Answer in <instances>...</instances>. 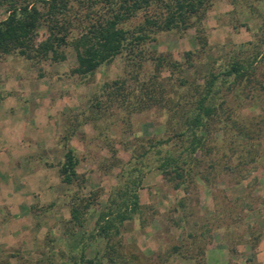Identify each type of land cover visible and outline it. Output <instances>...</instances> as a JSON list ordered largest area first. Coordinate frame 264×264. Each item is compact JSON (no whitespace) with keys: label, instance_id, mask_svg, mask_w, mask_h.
<instances>
[{"label":"rangeland","instance_id":"374dc122","mask_svg":"<svg viewBox=\"0 0 264 264\" xmlns=\"http://www.w3.org/2000/svg\"><path fill=\"white\" fill-rule=\"evenodd\" d=\"M10 1L24 0H0V18ZM26 1L43 12L41 0ZM68 4L58 55L37 52L42 19L36 54L0 53V125L12 150L0 165V264H109L108 252L125 264H264V0H208L185 29L151 31L84 74L72 70V39L104 3ZM143 14L120 25L131 31ZM234 60L240 77L223 74ZM212 74L215 113L187 158L186 116ZM66 145L77 157L70 183L58 172ZM179 151L190 166L181 183L156 167ZM123 193L136 209L106 239L95 220Z\"/></svg>","mask_w":264,"mask_h":264},{"label":"trees","instance_id":"16d2710c","mask_svg":"<svg viewBox=\"0 0 264 264\" xmlns=\"http://www.w3.org/2000/svg\"><path fill=\"white\" fill-rule=\"evenodd\" d=\"M44 7L41 13L34 3L26 0L21 2L10 1L6 7V14L0 18V53L17 51L26 57L33 54V39L35 29L42 19L46 29L45 37L40 49V55L48 52L56 56V47L66 42L65 29L70 25V20L66 19V11L70 0H41ZM86 5L95 3L96 0H85ZM208 0H103L104 9L99 12L86 26L80 29L78 35L72 39V46L75 51L76 64L72 70L76 73L84 74L93 71L100 63L110 60L114 55L123 50L132 51V47L147 38L151 31L169 30L172 28L185 29L195 20L199 19L203 13ZM157 5V11H149L151 6ZM143 10V21L131 31L123 28L120 23L129 18L136 11ZM64 30V31H63ZM261 54H264V50ZM244 65L234 60L223 71V74L234 73L240 77ZM212 74L207 80L203 93L195 99L188 115L186 116V129L188 140L182 150L187 158L193 157L194 152L202 145L204 135L200 132L204 129L207 119L215 113V105L211 102V84L216 79ZM116 87L120 88L122 81L113 80ZM165 141V140H162ZM156 141L155 143H158ZM179 152L162 156L156 167L163 175L177 177L181 183L182 174L189 171V167L182 168L180 162L186 163L185 158L179 160ZM77 157L73 147L66 145L63 158L58 166L60 179L70 183L77 177L75 165ZM172 172V174H171ZM182 179V180H181ZM120 203L114 210H101L95 220L96 232L106 239L112 233H116L118 224L126 218H130L136 209L137 198L132 194L123 193ZM82 208L87 203L81 204ZM82 208L79 204L72 203L69 209V219L80 222ZM108 248L114 251V245L107 243ZM107 259L109 264H125L116 260L110 252ZM71 264H79L73 261Z\"/></svg>","mask_w":264,"mask_h":264},{"label":"crops","instance_id":"0c3cea01","mask_svg":"<svg viewBox=\"0 0 264 264\" xmlns=\"http://www.w3.org/2000/svg\"><path fill=\"white\" fill-rule=\"evenodd\" d=\"M5 133V126L0 125V165L3 161L5 162V157L12 151L9 142H6Z\"/></svg>","mask_w":264,"mask_h":264}]
</instances>
